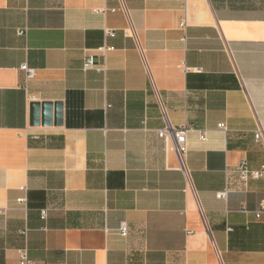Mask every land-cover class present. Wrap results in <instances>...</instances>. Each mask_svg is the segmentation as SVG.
Segmentation results:
<instances>
[{
	"label": "crops",
	"instance_id": "1",
	"mask_svg": "<svg viewBox=\"0 0 264 264\" xmlns=\"http://www.w3.org/2000/svg\"><path fill=\"white\" fill-rule=\"evenodd\" d=\"M259 126L264 0H0V264H264V177L216 196L264 165Z\"/></svg>",
	"mask_w": 264,
	"mask_h": 264
},
{
	"label": "built area",
	"instance_id": "2",
	"mask_svg": "<svg viewBox=\"0 0 264 264\" xmlns=\"http://www.w3.org/2000/svg\"><path fill=\"white\" fill-rule=\"evenodd\" d=\"M185 24L182 23V27ZM108 36H113L110 33ZM111 48L103 45L98 49L99 56L102 58L101 62H96L93 57H87L83 64V70H94L100 73L106 72V63L105 57L107 52ZM20 70L24 73L27 80L31 79L35 75V71L31 68H28L26 65H22ZM218 130L222 132H226L227 129L223 123L217 126ZM192 131L190 127L182 126L179 128H173L169 125L157 131V135L160 139L163 140L164 145L167 149H174L178 154L181 160V169L184 171V157L188 152L187 148V135ZM254 139L256 142H260L264 144V127L259 126L253 133ZM200 139L205 140V133L202 132L200 134ZM224 177H225V186L224 189L217 193L218 199L226 200L228 194L233 188L240 187L242 185H246L250 180H257L264 177V165H262L259 169H250L245 162H241L234 167H226L224 169ZM241 212L247 213V209L242 208ZM264 213V205H261L260 209L255 212V217L259 218L260 215ZM119 233L122 236H126L127 227L126 225H121L119 229ZM17 264H34L28 257L26 249L20 250L18 263Z\"/></svg>",
	"mask_w": 264,
	"mask_h": 264
},
{
	"label": "water",
	"instance_id": "3",
	"mask_svg": "<svg viewBox=\"0 0 264 264\" xmlns=\"http://www.w3.org/2000/svg\"><path fill=\"white\" fill-rule=\"evenodd\" d=\"M63 123V110L61 102H32L30 104V121L32 127L61 126Z\"/></svg>",
	"mask_w": 264,
	"mask_h": 264
}]
</instances>
